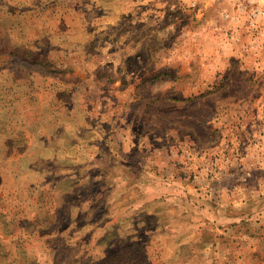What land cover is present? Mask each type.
<instances>
[{"label":"rangeland","instance_id":"1","mask_svg":"<svg viewBox=\"0 0 264 264\" xmlns=\"http://www.w3.org/2000/svg\"><path fill=\"white\" fill-rule=\"evenodd\" d=\"M129 250L264 264V0H0V264Z\"/></svg>","mask_w":264,"mask_h":264},{"label":"trees","instance_id":"2","mask_svg":"<svg viewBox=\"0 0 264 264\" xmlns=\"http://www.w3.org/2000/svg\"><path fill=\"white\" fill-rule=\"evenodd\" d=\"M111 232V231H110ZM112 234H115V232L112 231ZM118 245H121V243H119ZM126 249V246H122V248H120V251H124ZM129 252H131L129 250ZM133 253H135L134 251H132ZM131 252V253H132ZM120 252L113 254L112 256H107L106 258H102L104 263H107L108 261L111 262V264H152V262L150 261V259L148 258L147 255H134L133 253L130 256H122L119 255Z\"/></svg>","mask_w":264,"mask_h":264}]
</instances>
